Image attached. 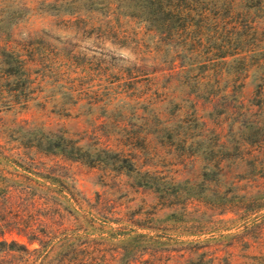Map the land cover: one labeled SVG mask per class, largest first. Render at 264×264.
Returning a JSON list of instances; mask_svg holds the SVG:
<instances>
[{"label":"trees","instance_id":"16d2710c","mask_svg":"<svg viewBox=\"0 0 264 264\" xmlns=\"http://www.w3.org/2000/svg\"><path fill=\"white\" fill-rule=\"evenodd\" d=\"M34 1V6H25L26 20L31 9L38 8L42 18L60 19L65 26L131 53V58L123 59L117 67L119 83L114 86L120 85L123 96L117 95L119 90L108 94L103 107H128L117 108L118 115L122 119L140 118L144 130L112 146L98 140L91 145L80 132L70 137L41 129L32 138V146L114 170L104 176L122 179L135 190L153 192L167 209L166 220L174 221V205L188 202L180 200L182 192L168 189L167 185L177 182L174 176L146 161L162 150L149 136L168 139L170 145L188 146L197 144L211 128L216 136V155L209 159L204 147L195 150L199 176L206 177L211 166L222 175L229 160L241 167L233 183L234 198L223 202L220 212L234 213L241 220L235 224L237 229L240 225L247 229L234 243L259 249L244 253L241 264H264V0ZM16 2L0 0V22L7 24H0V92L8 103L23 104L31 98L46 56L37 46L40 37L32 30L24 42L13 34L19 21L12 10ZM246 81L252 89L244 103L238 93ZM118 100L122 104H117ZM90 103L95 100L90 99ZM8 129L0 130V135L9 133ZM7 152L20 154L17 149L0 146L1 156L6 158ZM240 179L249 181V187L240 186ZM59 183L63 184L61 174L50 170L0 172V264H110L101 253L103 248H98L101 240L144 235L150 242L157 236L185 243L186 254L172 264H239L232 252L220 254L216 246L205 243L214 236L200 238L204 232L190 226L177 232L164 227L157 232L160 229L151 217L144 223L131 218L127 228L111 226L113 220L108 217L94 226L92 222L104 215L86 208L76 190L58 187ZM62 200L70 201L71 213ZM71 214L73 221L66 216ZM137 227L155 233L138 231ZM11 233L24 240L8 237ZM166 233L195 238L180 239ZM32 242L37 246L28 248L26 243ZM144 254L145 264L159 259L149 244L134 246L129 255L116 253L113 259L117 264H129Z\"/></svg>","mask_w":264,"mask_h":264},{"label":"rangeland","instance_id":"374dc122","mask_svg":"<svg viewBox=\"0 0 264 264\" xmlns=\"http://www.w3.org/2000/svg\"><path fill=\"white\" fill-rule=\"evenodd\" d=\"M34 2V0H18L13 5L12 10L18 15L19 20L13 29V34L20 42H24L23 39L32 30L36 37H40L37 46L46 57L38 69V81L34 84L31 98L25 103H8L5 94L0 92V130L9 128V133L0 135V146L10 150L17 149L20 152L19 155L7 152L6 158L0 155V172L50 170L61 174L63 184L59 183L58 187L76 190L86 208L104 215L92 222L94 226H99V221L108 217L113 220L109 222L111 226L127 228L131 218L144 223L151 217L154 218L153 224L160 229L157 232H161L164 227L169 228L168 232H177L183 226H190L194 230L204 232L199 235L200 238L214 236L205 243L216 246L220 254H223L224 250L232 252L239 264L244 260V253L258 251L257 247L245 248L234 243L237 235L247 229L242 230L241 225L237 229L235 224L238 225L241 220L234 213L220 212L224 208L223 202H231L234 198L233 183L237 181V172L242 171L241 167H236L233 161L229 160L222 170V175L211 166V169L207 170L206 177L199 176L197 170L199 159L193 158L195 150L204 147L209 159L216 155V136L211 128L205 132L203 139L197 141V144L191 143L188 146L181 143L170 145L168 139L157 138L154 134L149 136L152 138L151 142L160 146L162 150L157 156H148L146 161L158 170L174 176L177 182L167 185L168 189L182 192L180 200L188 202L185 205L183 203L174 205V221L166 220L164 211L167 209L161 207L160 201L153 192L143 188L135 190L122 179L104 176L105 173L115 172L114 170H104L98 166H90L59 155L38 151L32 146V138L41 129L63 132L70 137L80 132L82 135L85 134V140L91 145L98 140L100 144L107 143L112 146L125 142L134 134L140 135L144 130L140 118L128 116L122 119V116L118 115L117 108L121 105L117 108L114 106L113 109L103 107L108 94L114 95L119 90L117 95L123 96L120 85L114 86L119 83L116 81L119 75L117 67L123 59L131 58V53L122 47L102 42L94 36H87L71 26H65L66 24L60 19L42 18L38 8H32V15L26 20L25 6L28 4L32 7ZM0 24L7 25L2 22ZM110 86L114 87L109 88ZM251 89L250 82L246 81L238 93L244 103H247ZM90 99L95 100V103H90ZM152 126L150 124V128ZM16 139L20 140L19 144ZM243 172H246L245 175L248 173L247 170ZM239 184L244 188L250 185L245 179H240ZM69 203L68 200H62V204L71 213V203ZM114 212H118L119 215H115ZM66 216L68 220L73 221L72 214ZM116 220L121 222L118 223ZM137 230L148 234L155 233L144 227H137ZM226 232L230 234L219 235ZM166 234L180 239L195 238V236H185L183 233ZM7 236L24 240L15 233ZM148 239L147 235L104 239L101 240L98 248H103L101 253L110 264L118 263L113 259L116 258V253L129 255L134 246L140 247L143 244H149L156 252L155 256L159 259L155 264L165 262L172 264L182 260L181 254H186L183 242L157 236H153L151 242ZM26 245L28 248L37 246L35 242ZM53 257L55 255L52 254L50 258L52 261ZM143 258H146V254L139 260L130 261L129 264L148 262ZM12 259L15 260V256Z\"/></svg>","mask_w":264,"mask_h":264}]
</instances>
